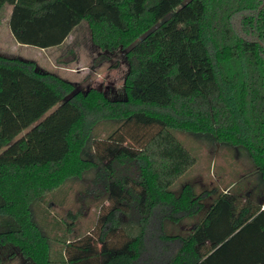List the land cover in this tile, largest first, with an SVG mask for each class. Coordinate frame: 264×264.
<instances>
[{
    "label": "trees",
    "instance_id": "trees-1",
    "mask_svg": "<svg viewBox=\"0 0 264 264\" xmlns=\"http://www.w3.org/2000/svg\"><path fill=\"white\" fill-rule=\"evenodd\" d=\"M5 6L18 44L58 48L87 23L96 47L126 51L129 72L126 98L110 100L0 55V248L27 264H264V187L254 198L171 191L197 164L174 132L245 150L264 185V0H0ZM102 122L115 127L101 139ZM91 142L95 159L86 155ZM96 170L106 189L94 228L75 237L72 216L52 240L46 221H60L36 218L34 208ZM210 196L187 234L168 233V222L175 229L200 216Z\"/></svg>",
    "mask_w": 264,
    "mask_h": 264
},
{
    "label": "rangeland",
    "instance_id": "rangeland-1",
    "mask_svg": "<svg viewBox=\"0 0 264 264\" xmlns=\"http://www.w3.org/2000/svg\"><path fill=\"white\" fill-rule=\"evenodd\" d=\"M10 15L11 8L9 6L3 7L0 11L1 56L34 62L37 69L55 74L71 82L75 89L83 94L88 90L97 89L110 100L126 98L124 83L129 72L126 51L119 49L116 52H108L96 47L92 42L87 23H82L75 28L61 47L41 50L20 45L14 40L9 28ZM113 127L115 126H109L108 122H102L95 128V132L102 139L107 136L106 132ZM174 135L197 159V164L173 185L171 188L173 193L180 194L187 185L192 186L196 195L209 190L229 194L244 193L249 190V194L254 198L256 193L263 191V181L256 168L250 163L245 150L219 145L208 136L183 132H174ZM93 150V142H91L86 149L87 157L95 159ZM104 164L103 162L102 166ZM101 177L98 170L91 171L83 180L67 184L59 191L58 195L47 199L40 207L36 205L33 210L36 218L44 213H48V216L51 213L52 217L56 216V220L60 221L58 228L54 224L55 219L49 218L46 221L45 231L48 232L52 240L59 241L63 237L66 223H71L72 216L78 217L75 237L83 236L94 228L98 214L96 205L103 201L101 197L105 195L106 189V181ZM242 178L243 180H241ZM235 184L237 186L233 187ZM242 186H245V190L241 189ZM64 192L67 194L66 200L62 201L60 196ZM212 199L213 197L210 196L205 201L206 208L200 216L184 220L175 229L174 224L168 222L166 225L168 233L171 234V228L174 234H187L193 223L197 222L199 217L204 216ZM60 261L61 264H64V259ZM0 264L27 263L16 249L0 248Z\"/></svg>",
    "mask_w": 264,
    "mask_h": 264
},
{
    "label": "crops",
    "instance_id": "crops-1",
    "mask_svg": "<svg viewBox=\"0 0 264 264\" xmlns=\"http://www.w3.org/2000/svg\"><path fill=\"white\" fill-rule=\"evenodd\" d=\"M11 8V7H10ZM11 13H12V8H11ZM11 16V15H10ZM10 20V19H9ZM69 39V38H68ZM67 39V40H68ZM89 91V90H88ZM87 91V92H88ZM78 92H80V91H78ZM87 92H85V93H87ZM24 135V134H23ZM245 195H246V197H250L251 195L249 194V190L245 193Z\"/></svg>",
    "mask_w": 264,
    "mask_h": 264
},
{
    "label": "water",
    "instance_id": "water-1",
    "mask_svg": "<svg viewBox=\"0 0 264 264\" xmlns=\"http://www.w3.org/2000/svg\"><path fill=\"white\" fill-rule=\"evenodd\" d=\"M262 47H263V50H264V42H263V44H262Z\"/></svg>",
    "mask_w": 264,
    "mask_h": 264
}]
</instances>
